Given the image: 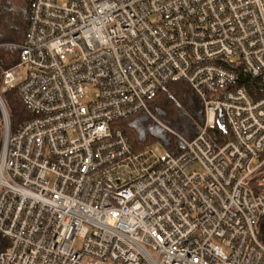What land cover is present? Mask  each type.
<instances>
[{"label":"built area","instance_id":"obj_1","mask_svg":"<svg viewBox=\"0 0 264 264\" xmlns=\"http://www.w3.org/2000/svg\"><path fill=\"white\" fill-rule=\"evenodd\" d=\"M13 46L0 264H264V0H33ZM175 77L203 102L199 133L135 150L115 121ZM9 87L34 114L15 131Z\"/></svg>","mask_w":264,"mask_h":264},{"label":"trees","instance_id":"obj_2","mask_svg":"<svg viewBox=\"0 0 264 264\" xmlns=\"http://www.w3.org/2000/svg\"><path fill=\"white\" fill-rule=\"evenodd\" d=\"M33 0H3L0 10V69L10 68L20 59V50L13 45L21 44L29 24ZM239 85L246 86L250 94L260 95V81L242 71L239 72ZM7 104L12 131L17 130L27 119L34 116L23 102L15 87H9L3 94ZM148 110L160 122L169 126L188 139L197 136L204 123V105L183 77H175L164 87L146 99ZM128 136L135 150H141L147 144L160 143L173 153L183 149L181 140L159 125L145 110L138 111L115 121ZM210 135L216 145L231 137L230 129L224 117H218L216 125L210 129ZM258 237L264 244V217L258 223ZM7 246V240L0 235V248Z\"/></svg>","mask_w":264,"mask_h":264},{"label":"rangeland","instance_id":"obj_3","mask_svg":"<svg viewBox=\"0 0 264 264\" xmlns=\"http://www.w3.org/2000/svg\"><path fill=\"white\" fill-rule=\"evenodd\" d=\"M12 1H14L15 3H17L18 2V0H12ZM146 111V110H145ZM146 113H148L159 125H161L162 127H164L166 130H168L169 132H171V133H173L174 135H175V133H177L178 135H181L180 133H178L177 131H175V130H173L172 128H170L169 126H167V125H165V124H163L162 122H160L155 116H153L152 114H151V112L149 111V110H147L146 111ZM204 113H205V111H204ZM204 116H205V114H204ZM175 136H177V135H175ZM183 136V135H182ZM178 137V136H177ZM184 137H186V136H184ZM187 138V137H186Z\"/></svg>","mask_w":264,"mask_h":264},{"label":"water","instance_id":"obj_4","mask_svg":"<svg viewBox=\"0 0 264 264\" xmlns=\"http://www.w3.org/2000/svg\"><path fill=\"white\" fill-rule=\"evenodd\" d=\"M222 113L220 112V115H221Z\"/></svg>","mask_w":264,"mask_h":264},{"label":"bare ground","instance_id":"obj_5","mask_svg":"<svg viewBox=\"0 0 264 264\" xmlns=\"http://www.w3.org/2000/svg\"><path fill=\"white\" fill-rule=\"evenodd\" d=\"M157 92V91H156ZM155 144V143H154Z\"/></svg>","mask_w":264,"mask_h":264}]
</instances>
